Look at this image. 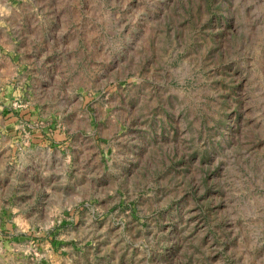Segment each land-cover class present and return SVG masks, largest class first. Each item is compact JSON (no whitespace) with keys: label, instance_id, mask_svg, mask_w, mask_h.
<instances>
[{"label":"rangeland","instance_id":"rangeland-1","mask_svg":"<svg viewBox=\"0 0 264 264\" xmlns=\"http://www.w3.org/2000/svg\"><path fill=\"white\" fill-rule=\"evenodd\" d=\"M0 264H264V0H0Z\"/></svg>","mask_w":264,"mask_h":264}]
</instances>
